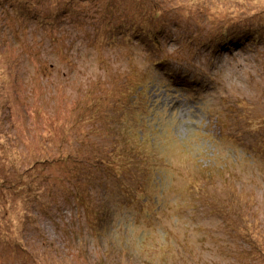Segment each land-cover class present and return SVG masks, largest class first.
<instances>
[{"label":"rangeland","instance_id":"obj_1","mask_svg":"<svg viewBox=\"0 0 264 264\" xmlns=\"http://www.w3.org/2000/svg\"><path fill=\"white\" fill-rule=\"evenodd\" d=\"M263 144L264 0H0V264H264Z\"/></svg>","mask_w":264,"mask_h":264},{"label":"trees","instance_id":"obj_2","mask_svg":"<svg viewBox=\"0 0 264 264\" xmlns=\"http://www.w3.org/2000/svg\"><path fill=\"white\" fill-rule=\"evenodd\" d=\"M108 13L109 14H111V11H112V9L111 8H108ZM113 12V11H112ZM245 31L247 32V30L245 29ZM250 31V30H249ZM234 33H235V31H234ZM238 34H240V33H238ZM237 33H236V35H238ZM232 36V34L231 35H229L228 36V38L227 39H229L230 37ZM246 38H248L247 36H246ZM217 50H219V49H217ZM163 54H164V52H163ZM154 65L155 66H160L161 64H160V61L158 60V61H155V63H154ZM169 66V65H168ZM169 67H174V66H169ZM172 78V77H171ZM171 81H173V80H171ZM263 146H264V144H263ZM244 147L245 148H248V147H251L252 149H257L256 147H254V146H252V145H244ZM261 150H262V152L264 153V148H261ZM255 153H256V150H255ZM262 156H263V154H262ZM264 157V156H263Z\"/></svg>","mask_w":264,"mask_h":264},{"label":"bare ground","instance_id":"obj_3","mask_svg":"<svg viewBox=\"0 0 264 264\" xmlns=\"http://www.w3.org/2000/svg\"><path fill=\"white\" fill-rule=\"evenodd\" d=\"M255 154V153H254Z\"/></svg>","mask_w":264,"mask_h":264}]
</instances>
